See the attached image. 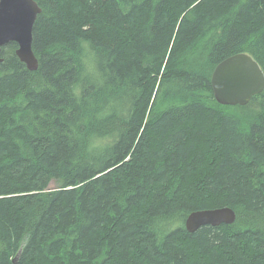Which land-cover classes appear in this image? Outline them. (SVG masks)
Listing matches in <instances>:
<instances>
[{
  "label": "trees",
  "instance_id": "obj_1",
  "mask_svg": "<svg viewBox=\"0 0 264 264\" xmlns=\"http://www.w3.org/2000/svg\"><path fill=\"white\" fill-rule=\"evenodd\" d=\"M34 1L37 69L0 52V264H264V88L210 85L264 74V0Z\"/></svg>",
  "mask_w": 264,
  "mask_h": 264
},
{
  "label": "water",
  "instance_id": "obj_2",
  "mask_svg": "<svg viewBox=\"0 0 264 264\" xmlns=\"http://www.w3.org/2000/svg\"><path fill=\"white\" fill-rule=\"evenodd\" d=\"M40 12L41 8L34 0H0V52L2 46L16 43L15 54L29 70H36L38 66L32 51V29ZM210 85L217 103L243 106L263 90L264 74L250 54L238 53L215 66ZM234 220V211L221 207L190 213L184 226L188 232H194L204 225L231 224Z\"/></svg>",
  "mask_w": 264,
  "mask_h": 264
},
{
  "label": "bare ground",
  "instance_id": "obj_3",
  "mask_svg": "<svg viewBox=\"0 0 264 264\" xmlns=\"http://www.w3.org/2000/svg\"><path fill=\"white\" fill-rule=\"evenodd\" d=\"M25 66H26V65H25ZM26 68H27V67H26ZM27 69H28V68H27ZM191 213H192V212H191ZM187 217H188V216H187ZM185 220H186V219H185ZM185 229H186V228H185ZM196 230H197V229H196ZM196 230H195V231H196Z\"/></svg>",
  "mask_w": 264,
  "mask_h": 264
}]
</instances>
